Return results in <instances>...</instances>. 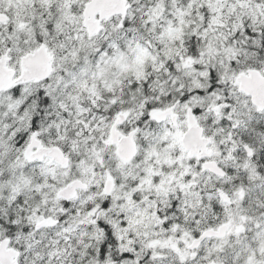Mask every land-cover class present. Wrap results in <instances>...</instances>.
Returning <instances> with one entry per match:
<instances>
[{
  "label": "snow or ice",
  "instance_id": "1",
  "mask_svg": "<svg viewBox=\"0 0 264 264\" xmlns=\"http://www.w3.org/2000/svg\"><path fill=\"white\" fill-rule=\"evenodd\" d=\"M0 264H264V0H0Z\"/></svg>",
  "mask_w": 264,
  "mask_h": 264
}]
</instances>
